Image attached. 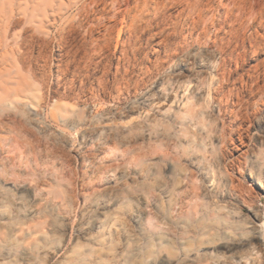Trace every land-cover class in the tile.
<instances>
[{"label": "rangeland", "instance_id": "1", "mask_svg": "<svg viewBox=\"0 0 264 264\" xmlns=\"http://www.w3.org/2000/svg\"><path fill=\"white\" fill-rule=\"evenodd\" d=\"M229 2L14 0L16 8L36 6L38 19L29 25L17 10L9 31L8 70L20 73L25 92L0 98V199H40L42 191L55 198L41 207L50 231L33 238L5 231L0 264H264V191L249 177L264 184V26L259 19L239 36L230 33ZM194 4L210 7L209 34L232 52L224 86L237 114H220L219 100H208L197 124L168 102L161 105L170 106L167 115H148L146 99L180 73L179 57L217 51L190 37ZM32 108L53 132L27 123ZM109 116L132 127L127 140L105 138L80 150L81 130L70 123ZM145 124L150 139L141 136ZM107 186L147 194L149 241L120 222L92 239L81 236ZM3 211L10 220L17 213ZM11 249L25 253L8 256Z\"/></svg>", "mask_w": 264, "mask_h": 264}, {"label": "bare ground", "instance_id": "2", "mask_svg": "<svg viewBox=\"0 0 264 264\" xmlns=\"http://www.w3.org/2000/svg\"><path fill=\"white\" fill-rule=\"evenodd\" d=\"M229 1V7L226 8L228 9L227 17L230 24V33L235 36H239L242 31L244 32L250 27V23H255L259 19H261V23L264 26V0ZM29 4L30 3H27L25 7H21L19 5L20 7L16 8V5H14V0H0V98L3 101L13 97L21 98L24 96L23 92H25V81L23 82V80L20 79L21 76L19 72L18 76L15 75V77L11 76L13 69L11 72L8 70V65L10 62L8 59V56H10L8 54V50L11 49L10 47L12 44L9 43V31L17 19V10L23 15L24 21L26 23L37 26L36 18L38 16L36 17V6H29ZM194 5L195 6L193 9L189 8V11L192 10L191 16L189 14L192 19L190 24L192 27V32L190 33V37L195 39L197 45L204 42H208V44L213 43V48H217V51L212 48H208L198 53L194 51H188V53H185L179 57L178 71L180 73H175L173 77L169 78L168 82L165 83L166 86L162 85L158 87L156 92L152 96H148L146 99L145 102H148L150 107L149 110H147L148 115H167L169 113L170 106H168L166 109H162L161 105L162 103L168 102V104L171 105L175 104L180 110L181 107L184 106V120H186L188 124H197V121L202 114V103L203 101L208 100L211 102H216L219 100L218 112L220 114L226 115V113L229 111L231 114H237V109L234 107H229V98L232 92L228 90L229 94L231 93L229 95L226 87L224 86V81L228 73L226 70L227 56L231 55L232 52L227 46L224 45V43L218 46L219 36L217 33L213 37L209 34L210 30H208V23L210 19L208 12L210 7L199 9L200 4ZM212 7L214 10L215 6ZM214 24L215 22L213 21V25ZM11 51H14V49L12 48ZM12 54L14 55L13 52ZM181 73L185 74V76L182 77ZM205 75L209 76V80H205ZM10 83H16L17 88H10ZM29 87H31V85H29ZM144 104L145 103L133 105L130 110H142L144 109ZM238 105L242 104L239 102ZM37 112L35 109H31V113L29 112V117L26 118L27 123L45 132H53L55 130L54 124L46 120ZM70 124L72 127H78L81 130V145L79 146L80 150H82L85 146L92 145L105 138H111L121 142L126 141L130 130H132L130 125H121L115 123L113 118L110 116L106 117L104 121L96 122L94 124H88L85 121H78ZM142 124V122L137 121V125L143 126ZM223 126L225 128L226 124L224 123ZM143 128L144 129L141 136L143 138L150 139L152 137V133L149 129V125L145 124ZM57 132L60 131L58 130ZM262 143H264V139H262ZM222 146L224 147L225 145ZM249 177L252 182H254L256 185H259L264 191V184L255 173H250ZM106 189L107 194L101 200V208L96 213L90 210L88 214V220L81 225V236L86 239H92L93 233L95 231L101 230L103 228L112 229L116 222H120L121 224H127L130 226L134 232L138 235H141L145 241H149L150 237L145 233L146 227L149 223L148 212L146 208L148 204L147 194L140 191L131 196H127L125 195L126 193L123 188L107 186ZM41 196L42 198H34V200H24L20 198L16 201H9L2 198L0 199V240L6 234L5 231H8V236L15 238L21 235L23 238L26 236L32 237L41 234L43 235L50 231L47 220L48 215L42 211L41 207L44 205L47 207L49 205V200L54 199L55 196L53 192L47 193L44 191L41 192ZM131 201L136 205L134 208L128 209V203ZM11 206L15 207V210L17 211L12 220L8 219L3 211V209H7ZM21 212L23 213V216L19 218L18 215ZM255 217L257 218L256 215ZM68 228L69 227H65L64 230L67 231ZM133 236L134 235H128L127 239L131 240ZM140 249L141 246L138 244L135 250L139 251ZM13 252H19L23 254L25 253L24 251H13L11 249L7 252V255L11 256ZM190 261H192V259H190Z\"/></svg>", "mask_w": 264, "mask_h": 264}]
</instances>
